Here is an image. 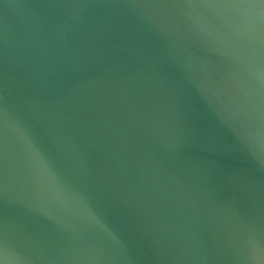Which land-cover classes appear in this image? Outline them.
<instances>
[{"label":"water","instance_id":"obj_1","mask_svg":"<svg viewBox=\"0 0 264 264\" xmlns=\"http://www.w3.org/2000/svg\"><path fill=\"white\" fill-rule=\"evenodd\" d=\"M0 264H264V0H0Z\"/></svg>","mask_w":264,"mask_h":264}]
</instances>
